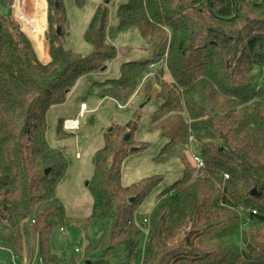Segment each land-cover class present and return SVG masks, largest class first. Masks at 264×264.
<instances>
[{
  "label": "trees",
  "instance_id": "obj_1",
  "mask_svg": "<svg viewBox=\"0 0 264 264\" xmlns=\"http://www.w3.org/2000/svg\"><path fill=\"white\" fill-rule=\"evenodd\" d=\"M47 1L51 61L44 64L11 15L13 0H0V247L29 264L33 233L43 264H64L51 240L66 221L57 189L69 164L48 141V113L118 56L107 5L95 10L84 34L92 51L83 55L64 47V0L58 10L56 0ZM75 1L79 9L89 2ZM119 18L115 34L137 31L153 56L122 65L119 79L94 83L96 96L128 105L142 91L147 101L160 100L150 131L168 142L157 158H179L185 172L147 218L136 217L162 178L121 183L119 165L146 148L133 141L141 115L109 130L88 186L91 223L102 235L87 250V264L99 252L95 264H104L120 248L137 260L144 231L141 264H264V0H129ZM64 121L60 140L72 136ZM192 155L203 160L202 170Z\"/></svg>",
  "mask_w": 264,
  "mask_h": 264
},
{
  "label": "rangeland",
  "instance_id": "obj_2",
  "mask_svg": "<svg viewBox=\"0 0 264 264\" xmlns=\"http://www.w3.org/2000/svg\"><path fill=\"white\" fill-rule=\"evenodd\" d=\"M106 1L89 0L85 8L79 9L75 0H64V8L68 17L65 30L66 36L63 42L66 49L83 55H87L92 51V47L85 42L84 34L96 8L101 4L109 7V37L118 49V56L109 65L107 71L82 78L69 94L67 103L52 108L48 113V141L53 148L59 149L65 154L69 164L65 178L57 189V196L65 207L66 221L64 225H59L54 229L51 240L53 254L58 256L64 264H87V250L90 246L96 247L101 239L100 225L91 223L94 198L88 186L94 175L95 155L98 150L104 147V136L109 130L128 123L132 120L134 112L141 115L133 134V141L145 145L146 148L140 152L131 154L119 165L121 183L124 187H128L150 177L158 176L162 178L159 186L152 191L138 209L136 217L140 215L142 219L147 218L156 206L158 195L183 178L185 172L181 159L171 158L166 162H160L157 158L168 142L167 139L160 136L158 131H150L152 116L158 110L161 104L160 100L152 98L150 101H147L142 91L136 96L134 95L128 105H122L110 100L100 101L96 96L94 83L119 79L122 75V65L129 62L145 61L153 56L149 45L145 43L137 31L123 35L115 34V30L120 22L119 9L121 6L127 4L129 0H110L108 4H106ZM46 2L48 11L49 5L47 0ZM15 3L16 0H13L10 8L12 17L17 20ZM35 3L36 0L26 1L25 9L29 15L34 14ZM21 28L25 33L22 24ZM48 31L49 24L47 22L46 32ZM27 37L30 39L28 35ZM45 41L48 59H41L38 53H36L42 63L48 64L51 61L49 40L45 37ZM156 93H154V97ZM85 101L89 104L87 110L82 114L80 106ZM95 109L97 111L92 112ZM79 113L84 116L79 117ZM76 118L80 121L79 130L75 133L68 132L72 135L69 138L64 140L58 139V121L60 119ZM132 149H136V147H132ZM188 161L192 163L191 154L188 155ZM33 238L34 246L36 245L37 247L32 264H43L39 257V244H37L38 240L35 233H33ZM147 240V231H144L141 245L142 253L137 260H129L126 250L120 248L114 254L105 257L104 264H141L147 254ZM77 249L80 252L77 253ZM94 255L96 253L91 256ZM101 259L102 252H99L90 261L95 264ZM25 261V259L21 261L18 258H11L10 254L0 247L1 264H26L27 262Z\"/></svg>",
  "mask_w": 264,
  "mask_h": 264
},
{
  "label": "bare ground",
  "instance_id": "obj_3",
  "mask_svg": "<svg viewBox=\"0 0 264 264\" xmlns=\"http://www.w3.org/2000/svg\"><path fill=\"white\" fill-rule=\"evenodd\" d=\"M26 1L16 0L15 9L17 18L21 21L25 33L32 40L39 57L41 59H48L45 41L47 30V2L46 0H36L35 12L33 15H29L25 9Z\"/></svg>",
  "mask_w": 264,
  "mask_h": 264
},
{
  "label": "built area",
  "instance_id": "obj_4",
  "mask_svg": "<svg viewBox=\"0 0 264 264\" xmlns=\"http://www.w3.org/2000/svg\"><path fill=\"white\" fill-rule=\"evenodd\" d=\"M84 112H85L84 108L82 107L81 113L83 114ZM79 127H80V121L78 119L66 120L65 124H64V130L67 132H74L75 133V132H77V130H79ZM192 156H193V162L195 163L197 170L198 171L202 170L204 168L203 160L197 155H192ZM76 252L78 253V252H80V250L77 249Z\"/></svg>",
  "mask_w": 264,
  "mask_h": 264
},
{
  "label": "water",
  "instance_id": "obj_5",
  "mask_svg": "<svg viewBox=\"0 0 264 264\" xmlns=\"http://www.w3.org/2000/svg\"><path fill=\"white\" fill-rule=\"evenodd\" d=\"M109 2H110V0H107L106 4H108ZM56 9L57 10L59 9V0H56ZM5 14L6 15L8 14V8L5 10ZM17 21L20 24H22L20 20L17 19ZM57 33L61 34V27H58ZM45 37H46L47 40H49V33L48 32H46ZM105 70H106V68H103V71H105ZM130 136H131L130 133L126 135V137H125V141L126 142H128L130 140ZM48 172H49V170L46 171V174H48ZM88 264H90V263H88Z\"/></svg>",
  "mask_w": 264,
  "mask_h": 264
},
{
  "label": "crops",
  "instance_id": "obj_6",
  "mask_svg": "<svg viewBox=\"0 0 264 264\" xmlns=\"http://www.w3.org/2000/svg\"><path fill=\"white\" fill-rule=\"evenodd\" d=\"M47 16H48V11H47V15H46V18H47ZM47 22H48V19H47ZM89 104V103H88ZM88 104L86 103V101L85 102H82L81 103V106H80V112H81V110H82V107L84 108V111H86L87 110V108H88ZM97 110L95 109V111H92V112H96ZM83 117L84 115H82L81 113H79V117ZM76 119H78V118H76ZM67 120H69V119H67ZM74 120V119H73ZM66 121V120H65ZM67 132V131H66ZM74 133V132H73ZM37 246L35 245V248H36ZM26 260V259H25ZM25 262H27V260L25 261ZM26 264H28V262L26 263Z\"/></svg>",
  "mask_w": 264,
  "mask_h": 264
}]
</instances>
